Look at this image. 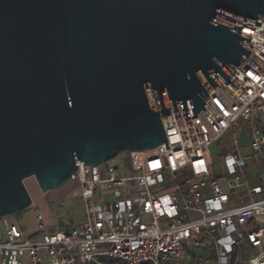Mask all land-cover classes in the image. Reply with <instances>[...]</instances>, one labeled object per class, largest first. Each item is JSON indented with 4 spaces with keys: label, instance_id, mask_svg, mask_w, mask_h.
<instances>
[{
    "label": "water",
    "instance_id": "95a60500",
    "mask_svg": "<svg viewBox=\"0 0 264 264\" xmlns=\"http://www.w3.org/2000/svg\"><path fill=\"white\" fill-rule=\"evenodd\" d=\"M260 15L264 0H0V219L33 206L27 179L47 194L78 163L170 148L162 118L206 110L197 75L228 85Z\"/></svg>",
    "mask_w": 264,
    "mask_h": 264
},
{
    "label": "built area",
    "instance_id": "2783aa9c",
    "mask_svg": "<svg viewBox=\"0 0 264 264\" xmlns=\"http://www.w3.org/2000/svg\"><path fill=\"white\" fill-rule=\"evenodd\" d=\"M258 22L228 85L197 75L206 110L162 118L170 148L130 151L131 172L122 155L78 163L67 202L81 200L82 220L51 224L34 204L33 234L0 219V264H264V15ZM228 136L231 151L220 144Z\"/></svg>",
    "mask_w": 264,
    "mask_h": 264
},
{
    "label": "rangeland",
    "instance_id": "374dc122",
    "mask_svg": "<svg viewBox=\"0 0 264 264\" xmlns=\"http://www.w3.org/2000/svg\"><path fill=\"white\" fill-rule=\"evenodd\" d=\"M229 136L223 139L220 144L222 147L227 148L231 151L232 141ZM241 146H245L242 149V155L244 157L252 153L250 148L251 139L250 136L245 135V137L240 142ZM217 167L223 168L220 160L222 153L216 147L212 148ZM122 158L126 164L127 169L131 172L132 162L130 153L122 154ZM256 172V171H254ZM261 181L260 178H258ZM25 186L33 200V204L39 207L47 218H53L54 223L61 224V221L77 222L84 217V207L82 202L78 198H73L67 202V196L71 193L72 187H63L57 191L43 194L34 178L27 179L25 181ZM9 221L17 224L22 228L26 234H33L37 229V222L35 218V210L30 208L19 215L9 217Z\"/></svg>",
    "mask_w": 264,
    "mask_h": 264
},
{
    "label": "crops",
    "instance_id": "0c3cea01",
    "mask_svg": "<svg viewBox=\"0 0 264 264\" xmlns=\"http://www.w3.org/2000/svg\"><path fill=\"white\" fill-rule=\"evenodd\" d=\"M47 217V216H46ZM48 219V221L51 223V224H55L54 223V219L53 218H47ZM200 253V255H204V254H206V251L204 250V251H199ZM166 264H190V263H182V262H173V261H170V262H167Z\"/></svg>",
    "mask_w": 264,
    "mask_h": 264
},
{
    "label": "bare ground",
    "instance_id": "6f19581e",
    "mask_svg": "<svg viewBox=\"0 0 264 264\" xmlns=\"http://www.w3.org/2000/svg\"><path fill=\"white\" fill-rule=\"evenodd\" d=\"M138 152H141V151H138Z\"/></svg>",
    "mask_w": 264,
    "mask_h": 264
}]
</instances>
